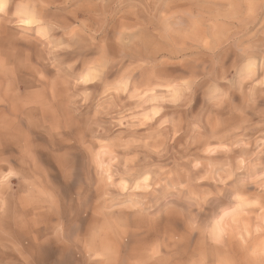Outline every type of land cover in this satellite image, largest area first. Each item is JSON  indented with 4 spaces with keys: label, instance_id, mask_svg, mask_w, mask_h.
Segmentation results:
<instances>
[{
    "label": "clouds",
    "instance_id": "1",
    "mask_svg": "<svg viewBox=\"0 0 264 264\" xmlns=\"http://www.w3.org/2000/svg\"><path fill=\"white\" fill-rule=\"evenodd\" d=\"M0 264H264V0H0Z\"/></svg>",
    "mask_w": 264,
    "mask_h": 264
}]
</instances>
